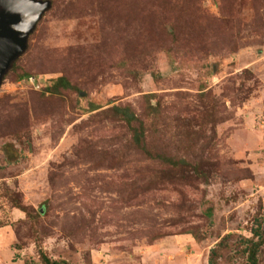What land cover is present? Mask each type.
<instances>
[{
    "label": "rangeland",
    "instance_id": "1",
    "mask_svg": "<svg viewBox=\"0 0 264 264\" xmlns=\"http://www.w3.org/2000/svg\"><path fill=\"white\" fill-rule=\"evenodd\" d=\"M49 2L0 82V264H249L264 0Z\"/></svg>",
    "mask_w": 264,
    "mask_h": 264
},
{
    "label": "water",
    "instance_id": "2",
    "mask_svg": "<svg viewBox=\"0 0 264 264\" xmlns=\"http://www.w3.org/2000/svg\"><path fill=\"white\" fill-rule=\"evenodd\" d=\"M49 6V0H0V82Z\"/></svg>",
    "mask_w": 264,
    "mask_h": 264
},
{
    "label": "trees",
    "instance_id": "3",
    "mask_svg": "<svg viewBox=\"0 0 264 264\" xmlns=\"http://www.w3.org/2000/svg\"><path fill=\"white\" fill-rule=\"evenodd\" d=\"M24 76V75H23ZM70 83L66 80L65 77L60 76L57 77L55 80L52 81L48 90L51 93H59L60 89L62 88H70ZM114 111L116 114L120 115L121 118L128 124H131L135 120V115L130 111L128 107H114ZM134 140L138 144L139 137L134 135ZM15 207L21 209L25 212V208L20 205H15ZM252 236L250 238H243L241 244H243V249L241 253L245 255L246 262L249 264H256L257 263V254L260 246H264V232L260 233L259 228H252L251 230ZM231 234H226L222 237V239L217 243L215 247H213L209 252L208 263L209 264H216V260L221 257L222 251L228 248L227 240ZM42 257V264H56V262H51L47 257L41 255ZM15 258V257H14ZM27 264V263H25Z\"/></svg>",
    "mask_w": 264,
    "mask_h": 264
},
{
    "label": "crops",
    "instance_id": "4",
    "mask_svg": "<svg viewBox=\"0 0 264 264\" xmlns=\"http://www.w3.org/2000/svg\"><path fill=\"white\" fill-rule=\"evenodd\" d=\"M260 136H259V138H264V130H262V132H260ZM263 143V142H262ZM264 144V143H263ZM9 264H16L15 262H11V263H9ZM22 264V263H21Z\"/></svg>",
    "mask_w": 264,
    "mask_h": 264
},
{
    "label": "built area",
    "instance_id": "5",
    "mask_svg": "<svg viewBox=\"0 0 264 264\" xmlns=\"http://www.w3.org/2000/svg\"><path fill=\"white\" fill-rule=\"evenodd\" d=\"M28 80L33 81V78L32 77H29Z\"/></svg>",
    "mask_w": 264,
    "mask_h": 264
}]
</instances>
